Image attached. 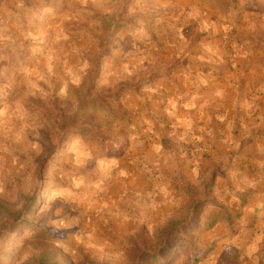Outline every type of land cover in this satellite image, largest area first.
<instances>
[{"label": "rangeland", "instance_id": "1", "mask_svg": "<svg viewBox=\"0 0 264 264\" xmlns=\"http://www.w3.org/2000/svg\"><path fill=\"white\" fill-rule=\"evenodd\" d=\"M215 80L237 115L224 127L254 143L264 0H0V203L36 193L30 217L50 235L25 239L0 213V264L45 247L61 264H141L145 251L151 264H264V232L225 195L245 187L239 151L200 145L211 125L186 99ZM81 99L95 105L75 122ZM226 216L238 227L214 236Z\"/></svg>", "mask_w": 264, "mask_h": 264}, {"label": "crops", "instance_id": "2", "mask_svg": "<svg viewBox=\"0 0 264 264\" xmlns=\"http://www.w3.org/2000/svg\"><path fill=\"white\" fill-rule=\"evenodd\" d=\"M205 79L208 80L209 78L205 77ZM211 85H209V90H204L202 93L186 98L190 107L193 108L191 112L196 113L195 118H205L211 125L212 134L209 136V143L206 141L199 144L208 148L209 152H221V159L229 158L231 156L229 152L231 151H239L235 161L244 168L245 187L227 191L225 195L231 194L232 197L237 196L242 199L239 206L243 218L239 223L247 222L248 218L252 216L251 222H254V224H248L247 227L245 226V230H261V232H264V126H261L263 132L257 141L252 144L245 143L243 147L227 127L228 124L233 126V123H235L233 119L237 115L234 114L235 116L232 117L230 108L225 107L222 80H215ZM233 102V111L235 112L237 110V98ZM250 121H254V119L250 118ZM225 123L227 126L224 127ZM241 147L243 149L240 151ZM235 169L237 171V168ZM230 182H233V178L227 183ZM223 189L227 190L226 187H223ZM230 220L227 216L217 219L212 228L213 235L217 236L222 228L226 229L228 226V229L232 230L235 223L238 227V222L231 223ZM262 237L263 234L255 238L252 245L261 247L264 243Z\"/></svg>", "mask_w": 264, "mask_h": 264}, {"label": "trees", "instance_id": "3", "mask_svg": "<svg viewBox=\"0 0 264 264\" xmlns=\"http://www.w3.org/2000/svg\"><path fill=\"white\" fill-rule=\"evenodd\" d=\"M95 105L94 100H88V99H81L79 102V110L81 112H74L72 115L73 121L77 122L79 119L83 120L86 118L85 111L90 107ZM63 123L66 121V119L62 118ZM64 127L69 126L68 124L64 123ZM25 202L22 205L21 208L11 206L9 204H3L0 203V213L3 217H8L12 224L10 226L11 231H16L17 229L25 230L28 232L25 234V239L30 238H38L39 235H43V238L48 239L50 237L47 230H44V228H41L38 223L33 220L30 216L34 214L35 208L39 205V200L36 195V193L32 195H24L22 198ZM211 201V200H210ZM213 201V199H212ZM207 202V201H206ZM205 202V203H206ZM220 208V206H217ZM220 218V217H219ZM211 221L210 226L208 229L213 228L214 224L216 223L217 219ZM175 221L171 220L169 224L167 225L166 233H169L168 231L171 229H175ZM29 230H32L31 232ZM164 247V246H162ZM213 246L210 247V249L207 250V253L210 252ZM163 251L164 248H161ZM155 257V254L150 252H143L141 255V264H151L150 261H152ZM147 259V260H145ZM23 264H61V261L59 259L58 253L53 249L48 248H41L40 251L33 257L29 258L27 261H25Z\"/></svg>", "mask_w": 264, "mask_h": 264}]
</instances>
